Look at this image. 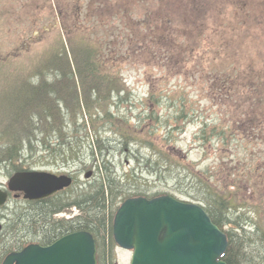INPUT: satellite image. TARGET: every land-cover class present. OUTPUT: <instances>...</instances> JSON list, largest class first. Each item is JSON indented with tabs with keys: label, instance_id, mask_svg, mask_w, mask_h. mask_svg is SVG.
I'll return each mask as SVG.
<instances>
[{
	"label": "rangeland",
	"instance_id": "374dc122",
	"mask_svg": "<svg viewBox=\"0 0 264 264\" xmlns=\"http://www.w3.org/2000/svg\"><path fill=\"white\" fill-rule=\"evenodd\" d=\"M82 39L101 52L103 69L116 76L124 88V97L117 105L128 116H134V123L148 92L153 91L158 98V103L150 106L165 116L173 108L166 99L181 96L189 118L179 132L167 134L169 128L165 127L157 133L158 148L164 152L169 149L186 159L184 162L198 163L197 169L215 168L220 186L232 178L226 176L227 167L232 173L242 172L232 167L239 163L252 178L239 181L240 191L235 186L226 188L234 194L228 211H233L232 226L240 220V214L234 212L237 209L245 214V226L264 231V178L257 171L264 154V0H0V97H8L10 90L29 78L34 66L52 53L62 50L63 57L70 61L75 54L70 52L72 46L76 49L86 45ZM221 80L226 82L220 84L226 91L219 95L216 85ZM203 121L222 130V141L227 142L222 144L220 136L212 138L205 151L206 144L198 142L195 134ZM109 137L114 166L122 175L136 161L115 136ZM148 153L144 148L137 152L140 157ZM86 159L83 151L76 164L32 160L27 169H64L73 176L71 188L75 190L97 177L92 160ZM88 170L93 174L84 178ZM9 176L0 163V184L5 185ZM143 177L142 185L152 188L148 193L171 190L176 183L174 173L166 180ZM66 193L72 194L70 190ZM29 206L10 196L7 206L0 210V229L11 216L26 212ZM79 213L70 207L53 217L68 218ZM25 228L22 237L36 242L34 233L39 231L33 224ZM10 231L0 236L13 241L14 233ZM108 242L105 232L106 257ZM260 250L264 251V246ZM113 254L111 264L128 263L129 251L114 245Z\"/></svg>",
	"mask_w": 264,
	"mask_h": 264
},
{
	"label": "trees",
	"instance_id": "16d2710c",
	"mask_svg": "<svg viewBox=\"0 0 264 264\" xmlns=\"http://www.w3.org/2000/svg\"><path fill=\"white\" fill-rule=\"evenodd\" d=\"M82 40L86 45L76 49L72 46L70 52L75 54L70 61L67 56L63 57L62 50L58 54L52 53L36 64L28 74L29 78L12 88L8 97H0V163L10 174L27 169L32 160L68 166L72 162L76 164L79 154L85 151L86 160H92L97 177L80 189L73 190V182L71 187L55 193L41 206L37 201H27L30 205L28 210L15 213L2 228L4 234L11 229L14 236L13 241H6L0 236V264L7 252L29 242L28 238L22 237V232L30 224L40 233H34V237L38 238L36 242L43 245L66 233L87 230L96 241L97 264H111L115 260L112 220L119 203L131 196L160 194H170L203 205L212 222L227 236V248L221 255L226 264H264V251L260 250V246H264V231L245 226L244 213L237 209L234 212L240 214V220L232 226L235 222L231 218L233 211L228 213L234 194L227 192L226 188L235 186L240 191L242 186L239 181H249L252 175L237 163L232 166L233 169L242 172L232 173L227 167L226 176L231 178L232 175V178L227 185L220 186L215 180V175L219 176L215 168L197 169L198 163L184 162L186 159L170 153L169 149L166 152L159 149L156 134L165 127L169 128L167 134L179 132L189 118L181 96L166 99L173 108L165 116L150 106L158 103V98L153 91L148 92L145 106L142 112L135 115L134 123V116H128L117 105L125 94L119 80L109 70L103 69L101 52ZM63 50V53L66 52ZM1 55L0 52V60ZM225 83L221 80L216 85L219 95L226 91H223L225 86L220 85ZM157 95L160 97L161 93L157 92ZM146 126L149 127L147 130ZM221 131L203 121L195 134L198 142L206 144V151L209 143L214 141L211 142L212 138L220 136L222 141ZM109 134L115 136L122 149L132 153L136 161V165L122 175L117 173L111 157L112 140ZM224 142L227 141H222V144ZM140 148L149 153L138 156ZM82 164L85 166V161ZM171 173H174L176 182L171 190L148 193L152 188L142 185L143 176L145 179L152 176L166 180ZM68 190L72 194L66 193ZM195 192L198 197H195ZM72 206H76L80 213L70 218L53 217ZM105 232L109 241L107 257L104 251Z\"/></svg>",
	"mask_w": 264,
	"mask_h": 264
},
{
	"label": "water",
	"instance_id": "95a60500",
	"mask_svg": "<svg viewBox=\"0 0 264 264\" xmlns=\"http://www.w3.org/2000/svg\"><path fill=\"white\" fill-rule=\"evenodd\" d=\"M92 170L83 176L89 178ZM72 177L45 170L14 172L7 190L0 188V206L7 191L27 199L48 196L70 186ZM112 235L115 243L131 250L128 264H226L220 257L226 234L211 221L204 208L168 194L126 198L116 209ZM93 235L77 230L47 245L30 243L5 255L1 264H96Z\"/></svg>",
	"mask_w": 264,
	"mask_h": 264
},
{
	"label": "flooded vegetation",
	"instance_id": "af4514ba",
	"mask_svg": "<svg viewBox=\"0 0 264 264\" xmlns=\"http://www.w3.org/2000/svg\"><path fill=\"white\" fill-rule=\"evenodd\" d=\"M257 171L259 172L260 176L264 178V154H263V157L261 159V162H260V166L257 168ZM0 186H2V189L5 188V185L3 184H0ZM263 188H264V185H263ZM12 196L14 199H22L23 201H25V199H23V196H22V193L20 192H8V199L9 197ZM50 197L48 198H38L36 201L37 203L41 206L45 200H49ZM8 202V200H7ZM7 206V203L4 205V207ZM3 207H0V210H2ZM2 228L0 229V232H2Z\"/></svg>",
	"mask_w": 264,
	"mask_h": 264
}]
</instances>
